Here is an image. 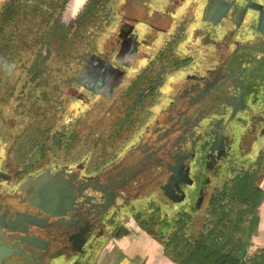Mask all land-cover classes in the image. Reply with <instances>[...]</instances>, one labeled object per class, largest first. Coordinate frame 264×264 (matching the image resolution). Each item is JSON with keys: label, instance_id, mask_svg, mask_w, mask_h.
I'll return each instance as SVG.
<instances>
[{"label": "flooded vegetation", "instance_id": "af4514ba", "mask_svg": "<svg viewBox=\"0 0 264 264\" xmlns=\"http://www.w3.org/2000/svg\"><path fill=\"white\" fill-rule=\"evenodd\" d=\"M100 1L88 0L84 11L68 21V27L79 33L85 64L98 56L118 69L115 93L120 95L111 99L98 96L91 92L90 79L79 83L78 75L70 82L83 91H79L77 99H84L85 103L91 95L113 99L121 105L130 103L125 118L126 126L133 129L132 137L121 146L119 154L116 152L112 156L115 159L109 161L108 154L104 153L94 166L88 161L61 165L56 159H46L23 163L12 174V162L2 158L0 239L2 246L8 249L3 264H89L98 246L129 216L155 231L157 225L151 218L156 215V203L168 209L174 206V203L162 204L161 200L169 201L172 188L167 186L176 180V171L169 167H177L182 174V178L178 176L181 181L178 213L184 228L195 231L200 226L201 232L224 215L229 216L231 222L243 212L246 217L241 229L249 234L255 228L254 219L260 220L259 209L264 200V44L236 45L228 60L241 58L240 64L244 62L249 69L243 76L236 75L234 81L232 78L228 81L234 76L233 72L227 79L224 77L222 93L226 97L230 88L232 97L238 101L232 105L228 118L218 120L209 132H201V118L215 111V105H203L201 101L205 95L213 93L216 97V94L215 87L207 82L210 74L199 79L198 69L206 63L220 65L227 61L226 56L217 54L218 46L211 39L221 31L220 25L204 21L203 31L208 39L200 47L192 46L191 49L185 46L187 23H177L174 33L170 34L162 26L141 17L124 19L110 37L106 32L93 38L88 30L99 19L98 14L105 10L106 3ZM58 2L10 0L0 15V39L26 36L23 32L10 31L16 29L15 25L24 31L27 24L57 21ZM212 46L215 53L202 58L204 50ZM1 50L3 57L9 49ZM258 53L260 61L255 58ZM14 72L15 64L6 70L0 66L6 83L4 88L9 83L6 79ZM84 83L86 86H82ZM220 96L219 99H224ZM228 97L223 106L233 103V98ZM6 103L7 99L0 96V107ZM35 105L37 102H32L26 111L35 113ZM242 112L247 122L240 128L234 118ZM5 115L0 110V130ZM129 161L130 167H127ZM38 163H43L38 173L27 171ZM155 169L161 174H154ZM47 172L65 177L67 185L75 192L73 203L53 215L44 213L30 199L31 193L22 190L26 181ZM154 175L156 180L152 183L150 179ZM159 180L162 185L157 191L153 188L145 195L136 196L140 188L159 183ZM25 214L36 221H29ZM25 228L33 238L44 240L34 243L26 239L20 232ZM252 257L254 264H264V249Z\"/></svg>", "mask_w": 264, "mask_h": 264}, {"label": "rangeland", "instance_id": "374dc122", "mask_svg": "<svg viewBox=\"0 0 264 264\" xmlns=\"http://www.w3.org/2000/svg\"><path fill=\"white\" fill-rule=\"evenodd\" d=\"M9 1L0 0V15ZM58 1V10L62 13L59 12L57 21L27 24L24 31H20L19 26L15 25L16 29L10 31L23 32L26 36L24 35L22 39H0V51L9 49L2 54L5 58L2 56L0 58L12 61L10 63L6 60L8 67L15 64L13 76L6 79L9 81L7 88H4L5 78L0 74V96L7 99V103L1 106L0 110L15 117L11 127L16 141L11 148L16 149L7 151V155L17 164L18 169L23 163L41 162L46 159H56L61 165L88 161L90 166H94L99 163L104 153L108 154L109 161L115 159L112 156L116 152L119 154L121 146L132 137L133 129L130 125L126 126L125 118L130 103L121 105L117 101L105 102L98 99L94 101L91 97L93 101L89 104L85 103L84 99H77L81 90L77 84L72 86L70 81L78 75L83 65L84 48L82 41H79L78 31L71 26L68 27V7L70 9L72 0ZM100 2L105 4L107 1ZM108 23L109 20L98 33L106 29ZM94 27L92 25L88 30L91 31V36ZM45 38L50 44H45ZM116 95H120L119 92ZM25 98L28 100H24ZM34 101L37 102L33 110L35 113L29 114L26 110L30 109L28 107ZM32 123L41 128L40 136L32 135L27 129ZM45 130L49 133L45 134ZM39 141L43 144V150L31 151L30 144ZM137 158H140V155ZM130 164L129 161L126 166L130 167ZM169 170L176 171V180L166 185L172 188L169 201L163 198L161 200L162 204L166 202L171 205L178 201L181 187L178 176L182 178V174L177 167H169ZM156 172L157 175L161 174L158 169H155L154 174ZM150 180L154 183L155 175ZM151 184L140 188L136 196L145 195L153 188L157 191L162 185L160 180L159 183ZM154 209L157 210L156 215L150 218L155 224H159L158 220L167 217L165 213L169 209L158 203ZM262 210L264 211V206Z\"/></svg>", "mask_w": 264, "mask_h": 264}, {"label": "crops", "instance_id": "0c3cea01", "mask_svg": "<svg viewBox=\"0 0 264 264\" xmlns=\"http://www.w3.org/2000/svg\"><path fill=\"white\" fill-rule=\"evenodd\" d=\"M106 1L107 2L104 6L105 10H103L102 13L98 14L99 19L95 22V25H97V27L93 29V38H96L97 36H99V34L106 32H109L108 34H110V37L116 32V25L124 19L141 17L143 18V20L150 21L158 27L162 26L170 34L174 33V28L176 27L177 23H187L188 28L187 35L185 37V46L187 47V49H191L192 46L194 48L200 47L208 39L206 37L205 32L203 31L204 21L220 25L221 31L217 34H214L211 39L218 46L216 48L217 54H222L226 56L227 61L224 63L222 62V64L220 65L206 63L204 64V66L198 69L200 72H202L201 74L198 71L199 75L201 76L199 79H205L206 74H210V76L207 77L209 78L207 82H209L215 87L216 97L218 95V98H216L215 96L213 97V93L211 91L212 94L210 96L205 95L203 97L201 103H203V105H215V111L211 112V114H209L210 116H203L201 120L207 117H212V119H215L214 116L217 114L220 115L217 117V120H224L229 117L233 110L232 105H234V103H237L238 100L235 99V97H232L233 90H231L230 88L226 93V97H224V94L222 93V89L225 86L223 84V78L225 77V79H227L229 76H231V73L233 72L234 76H231L228 81H231V78L234 81V77H236V75H238L237 77L245 75V71H248L249 68L244 64V62L240 64L241 58H233L228 60V57L232 54L237 44L253 43L255 45L258 44L260 46L264 44V20L262 24H260L259 32L257 33L256 30H254V32L252 33L250 28V21L245 16L231 18L227 0ZM87 2L88 0H83L82 4L78 5L77 9L75 10V7L77 5L76 0H72L70 4V9L68 7L69 20L76 19L84 11ZM259 2L264 5V0H259ZM108 20L109 23L106 29H103L98 33V30L104 27ZM252 34L255 35V38L251 36ZM159 42L157 44H161ZM214 49V46H212L208 50H204V52L202 53V58L207 55L209 56V54L213 55L215 53ZM95 57L98 59H95ZM255 58H258L257 60L260 61L261 54H256ZM102 62L106 61L102 60L98 56L92 57L86 64L83 60V65L78 73V80H81L79 81L80 83L85 79H90V89L92 93H96L98 96H106L108 99H111L114 95L117 96V92L115 93V89L117 88L116 81L119 78L118 69L112 64L111 65L114 68L112 70L116 73L113 72V74L109 73L108 75V71L106 75L107 77L102 83V86L99 88L100 92L94 90L96 87H98L97 81L100 80L99 74L103 71V68H100ZM91 63L96 64L89 66V64ZM84 70L86 72L85 74L83 73ZM262 77L264 78V75H262ZM82 86H86L85 83L82 84ZM98 96L91 95L90 97H88L89 100L87 98L86 103L90 104L91 101H93L91 100V97L94 99V101L98 99L103 100L105 102H116V100H105ZM219 96L224 97V99H219ZM227 97L231 99L233 98V103L230 102L227 106H223V104H227ZM249 103L250 102H248V104ZM205 111H207L206 108L204 109V112ZM5 117L6 120L2 126V129L0 130V160L2 158L10 160L13 164V166L10 167V170L11 173L14 174V172L18 170V166L17 164L13 163L10 157H8L7 151H12L11 147L14 146V143L16 141L11 127V122L15 120V117L11 116V113H6ZM234 122L238 125V127L242 128L247 122L245 114L242 112L241 115H239L237 118H234ZM27 129L31 131L32 135H41V128H37L35 123H32ZM48 133L49 132L47 131L45 132V134ZM50 134H52L51 130ZM40 142L41 141L36 144H30V150L42 151L43 144ZM49 150H51V148ZM42 166L43 163H38L36 164L34 169H28L27 171L29 173H38L37 170H42ZM60 179H63V183L68 190L75 193L67 185L65 177L60 176L59 173L57 175H50L48 172L39 175L38 178L33 179L32 181H26L22 186V190L31 193L30 199L35 205H37V207L42 209L44 213L48 215L57 214L56 211L66 209L69 205H71L75 197H72V202L66 204L67 206L61 207L57 199L53 200L52 197H50V193V195L48 196L46 193H43L42 190L47 187H52V189L54 187L56 188L57 183ZM65 203H67V201L64 200L63 205ZM178 203V201L174 202V206L171 207L172 209H169V211L165 213L168 218H172L176 215H179ZM263 206L264 200L259 209L260 220L258 228L256 230V234L252 237L251 240V243L253 244L254 248V250H251L252 255L257 251L264 249V211L262 210ZM25 216L29 221H36L33 217H28L26 214ZM20 232L24 236H26V239H29L30 241H35L34 243H41L44 240L33 238L31 235H29L30 232L28 231V228H25ZM195 232L196 234L200 233V226L197 227ZM1 247L7 251L4 255H2L3 264V257L7 255L8 249L2 246V241ZM89 264L177 263H175L165 255L164 247L162 246V244L158 242V240H156L146 230H144L142 228V225L136 220V218H134V216H129L119 225V227L115 230L114 234H112L110 238H108L106 241H103V243L98 246L97 250L93 253Z\"/></svg>", "mask_w": 264, "mask_h": 264}, {"label": "trees", "instance_id": "16d2710c", "mask_svg": "<svg viewBox=\"0 0 264 264\" xmlns=\"http://www.w3.org/2000/svg\"><path fill=\"white\" fill-rule=\"evenodd\" d=\"M44 40L45 44H50L48 39ZM228 217L224 215L212 221L199 234L189 227L184 228L180 215L159 219L155 231L141 225L162 244L165 255L177 264H254L250 237L256 234L259 220L254 219L255 228L248 234L241 229L246 217L243 212L231 222Z\"/></svg>", "mask_w": 264, "mask_h": 264}, {"label": "water", "instance_id": "95a60500", "mask_svg": "<svg viewBox=\"0 0 264 264\" xmlns=\"http://www.w3.org/2000/svg\"><path fill=\"white\" fill-rule=\"evenodd\" d=\"M228 5H229V11H230V16L231 18H236L239 16H245L247 19L250 21V28L251 32L253 33L254 30L256 32H259V27L260 24H262L264 20V5H262L259 0H227ZM251 34V33H250ZM249 34V35H250ZM253 38H255V35H251ZM95 59H98L95 57ZM96 63H91L89 66H92ZM103 66V71L99 74V79L97 81V86L94 90L97 92H100L99 88L102 86V83L104 82L105 78L107 77V72L108 75L109 73L113 74V66L107 62H102L101 64ZM0 66L3 69H6L8 67V62L2 58H0ZM84 74L86 73L85 70L83 72ZM116 73V72H114ZM220 116L219 114L215 115V119H212V117H207L204 118L203 120H200V130L201 132H209L214 128V124L218 121L217 117ZM208 137H211V134L208 135ZM65 174V172H63ZM43 193H46L48 196L52 197L53 200L57 199L59 201V205L62 206H67L66 204L72 202V197H75V193L72 191L68 190L66 186L63 183V179H60L57 183L56 188L54 187H47L42 190ZM50 193V194H49ZM67 201L63 205V202ZM69 201V202H68ZM7 251L1 247V240H0V264H2V255H4Z\"/></svg>", "mask_w": 264, "mask_h": 264}, {"label": "bare ground", "instance_id": "6f19581e", "mask_svg": "<svg viewBox=\"0 0 264 264\" xmlns=\"http://www.w3.org/2000/svg\"><path fill=\"white\" fill-rule=\"evenodd\" d=\"M83 0H76V7H75V10L77 9L78 5L82 4ZM74 10V11H75Z\"/></svg>", "mask_w": 264, "mask_h": 264}]
</instances>
